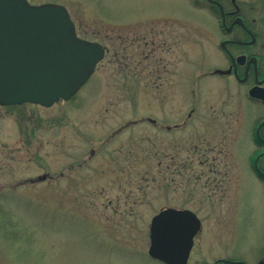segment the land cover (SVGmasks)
<instances>
[{"label": "rangeland", "instance_id": "1", "mask_svg": "<svg viewBox=\"0 0 264 264\" xmlns=\"http://www.w3.org/2000/svg\"><path fill=\"white\" fill-rule=\"evenodd\" d=\"M29 2L66 6L76 35L110 51L68 101L0 105V264H165L148 250L166 207L202 220L189 264L233 236L247 253L264 237V187L246 162L264 110L210 75L226 68L216 12L205 0ZM152 143L160 155L145 162ZM149 164L157 185L140 201ZM211 165L228 189L210 206Z\"/></svg>", "mask_w": 264, "mask_h": 264}, {"label": "water", "instance_id": "2", "mask_svg": "<svg viewBox=\"0 0 264 264\" xmlns=\"http://www.w3.org/2000/svg\"><path fill=\"white\" fill-rule=\"evenodd\" d=\"M104 54L102 44L76 35L64 5L0 0V105L50 107L69 100ZM250 95L264 101V89L254 87ZM201 226L190 209H162L151 219L149 255L166 264H187Z\"/></svg>", "mask_w": 264, "mask_h": 264}, {"label": "flooded vegetation", "instance_id": "3", "mask_svg": "<svg viewBox=\"0 0 264 264\" xmlns=\"http://www.w3.org/2000/svg\"><path fill=\"white\" fill-rule=\"evenodd\" d=\"M205 1L218 16L220 33L216 50L220 53L222 61L226 63L225 69H216L210 72V75L235 80L246 89L248 100L260 104L264 110V101L250 95L254 87L264 89V39L261 38L264 37V0H252L246 6L236 0ZM144 42L145 45L148 43ZM104 47L106 54L98 65L110 51L109 48ZM249 137L255 150L246 161L247 166L264 187V116L252 126ZM226 153L224 149L216 151L217 156L221 157ZM216 160L213 158L211 161L215 163ZM212 168L213 165H211V173L218 175L217 179L220 182H215L213 186L207 188L209 195L207 202L210 206L222 200L228 189L226 167L220 173L214 172ZM216 243L218 249H215L216 245H211L210 241V250L203 264H264V237L256 236L255 241L249 245L247 253L238 247L235 236Z\"/></svg>", "mask_w": 264, "mask_h": 264}, {"label": "trees", "instance_id": "4", "mask_svg": "<svg viewBox=\"0 0 264 264\" xmlns=\"http://www.w3.org/2000/svg\"><path fill=\"white\" fill-rule=\"evenodd\" d=\"M156 146L154 145V143L151 144V146L149 147L150 150H146V151H143V159L145 160V162H150L151 159L150 158V155H152L153 157H155L156 159H158V156L160 155V152L159 150H155ZM142 152V151H141ZM144 155H146V158L144 157ZM164 158H167V157H164ZM169 167V164L167 165V168ZM180 168V171L182 170V175L184 174L183 172H185L186 170H188V166H186V162H184L183 164H181V167ZM154 167H152L150 164H149V168H146V171H145V177L144 178V182L146 183L145 184V187L142 188L140 191H141V199L140 201L144 198L146 200L149 199V189H152L154 186L156 187L157 185V178L155 176H153V170ZM180 173V172H179Z\"/></svg>", "mask_w": 264, "mask_h": 264}]
</instances>
